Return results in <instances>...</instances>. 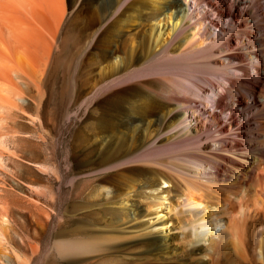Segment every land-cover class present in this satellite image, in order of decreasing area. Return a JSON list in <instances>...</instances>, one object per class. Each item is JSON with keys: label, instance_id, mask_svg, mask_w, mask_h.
Wrapping results in <instances>:
<instances>
[{"label": "bare ground", "instance_id": "1", "mask_svg": "<svg viewBox=\"0 0 264 264\" xmlns=\"http://www.w3.org/2000/svg\"><path fill=\"white\" fill-rule=\"evenodd\" d=\"M230 1L0 0V189L34 165L49 188L26 238L50 229L69 262L264 264V0ZM81 118L65 160L98 157L59 173ZM4 197L0 264L22 262Z\"/></svg>", "mask_w": 264, "mask_h": 264}, {"label": "rangeland", "instance_id": "2", "mask_svg": "<svg viewBox=\"0 0 264 264\" xmlns=\"http://www.w3.org/2000/svg\"><path fill=\"white\" fill-rule=\"evenodd\" d=\"M218 1L223 2L224 11L221 12V14H222L221 16L225 17L224 15L227 14V12L229 11V9H230V7L232 5L231 1L230 0H223V1L222 0H218ZM259 14H260L259 12L256 13L258 19L260 18ZM262 33H263V31H262ZM76 35H77V32H74V35H73L74 38L72 37V39H75ZM71 36H72V33H71ZM263 43H264V41H262L261 44H263ZM250 69H251V67H250ZM180 96H183V95L180 93ZM92 104L95 105L94 102ZM92 104H90V107H91ZM249 104L251 105L252 103L249 102ZM33 110H32V112H33ZM234 110L237 111V109H234ZM84 120L85 119H82V118L77 120V122L74 124V126L72 128L71 134H66V135L65 134H61L60 144L57 143V148L56 149L59 151V153H58V157L56 158V162H55L56 167L59 169V173L63 172L66 169V167H67V163L66 162H68V161L65 160V155H64V152L66 150L65 146L69 145L71 139H73L71 143L75 144V143H81V141L83 139H88L89 138L87 133H86V131H84L81 128L82 123H84ZM78 126H79V128H78ZM85 144L86 143H82L81 145H79V146H77L75 148L73 146V148H74L73 153L74 154L72 153L73 155L70 157L71 160L69 159L70 163L68 162L70 164V166L73 165L74 167L78 166L77 168H80L87 161H93V160L97 159L98 150L96 151V153L94 155H92V157H90L87 154V150H85V148H86ZM27 171L23 172L24 175L26 176V178L24 179L25 181H23V183H21L19 180H17L13 175L12 176H4V184L1 183L2 185L5 186L6 189H0V197L1 196H5L3 199L6 198L5 200L8 202V204L10 206V208H8L10 215L13 216L14 220H17V222L21 221L23 223L25 221V223H26V224L23 223L24 226H26V227L23 228L24 230L23 229H19L18 230L17 227L15 228L16 229L15 231H17L16 233H18V236L16 235V233H12L13 235L12 234L11 235H12L13 242H15V244L13 243V247L16 248V246L17 247L19 246L18 248H20L19 251L21 253H19V254H21V258L24 259L25 257H23V256H26L27 259L25 258L22 262H18L16 257H15V255L13 253H11V251H8L9 259H10L11 264H21V263L27 264V262L29 264H137V262L125 261V260L121 259L119 256H116L117 257V259H116L115 255H112L113 257L112 256H107L106 258H104L105 260L103 258H101V259H99L100 261H98V260L97 261H86L84 263L76 262V261L69 262L62 255H60L59 253L57 254V251H54L55 250L54 246H53L54 239L49 234L50 229H49L48 232L46 231L44 233V235H43V233H40L41 236L39 235V237H38L39 239L38 238H35V239L26 238L28 236H27V232L25 231V229L26 228L28 229L29 227L34 228V225L32 223H30L31 221L27 217V215H24V218L26 217V220H24L23 217H21L20 213L18 212L20 210V206H23V208L21 207L23 211L27 210L28 207L27 208L25 207V206H27L26 202H29V199H31L32 196L34 198V195H31V193L33 192L32 190H34V188L37 189L36 190L37 192H40V191H44V192L47 191L48 192V189H49L48 186L46 185L47 175H46V173H43L42 170L39 169V166L34 165V166L31 167V169L28 172ZM50 172L54 176L49 174L50 175L49 177H51L52 179L56 180L51 185L52 189H53V192H55V191L58 190V181H57V178H54V177H56L55 170L51 169ZM29 177H33V178L36 177L38 179V181H36L35 183H32V185H29L30 182L27 180ZM80 187H81V185H78V189ZM3 202H5V201L4 200H0V206L2 205ZM21 202H23V204H21ZM24 207H25L26 210L24 209ZM16 217L19 218V219H17ZM51 227H52V229L54 228V223H52ZM48 236H50V237H48ZM23 239H24V241H22ZM30 241H31V243H30ZM16 242L18 243V245H16L17 244ZM24 242H25V244H24ZM34 244H35L36 247L38 246L37 247L38 249L36 248L37 252L31 253L32 251L30 249V245H34ZM38 251H39V253H38ZM34 254L37 255V256H34ZM118 258H120V259H118ZM120 260H121V262H120Z\"/></svg>", "mask_w": 264, "mask_h": 264}]
</instances>
